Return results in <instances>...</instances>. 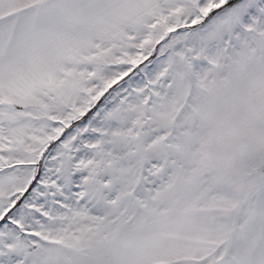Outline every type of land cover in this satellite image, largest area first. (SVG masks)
Masks as SVG:
<instances>
[{"label":"snow or ice","instance_id":"obj_1","mask_svg":"<svg viewBox=\"0 0 264 264\" xmlns=\"http://www.w3.org/2000/svg\"><path fill=\"white\" fill-rule=\"evenodd\" d=\"M0 264H264V0H0Z\"/></svg>","mask_w":264,"mask_h":264}]
</instances>
